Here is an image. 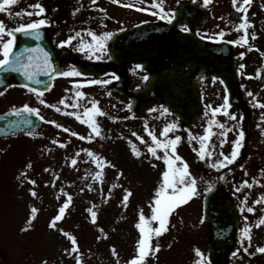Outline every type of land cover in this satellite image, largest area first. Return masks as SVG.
Wrapping results in <instances>:
<instances>
[{
  "label": "rangeland",
  "instance_id": "obj_1",
  "mask_svg": "<svg viewBox=\"0 0 264 264\" xmlns=\"http://www.w3.org/2000/svg\"><path fill=\"white\" fill-rule=\"evenodd\" d=\"M23 2L28 5L31 1L19 0L16 6L22 5ZM222 2L224 4L232 3L231 0ZM261 4H264V0H258V7L261 8ZM217 5L221 6L223 3H218V0H210L208 6L215 7ZM221 12L225 20L221 21L217 18L218 21L215 20V22V18H213L209 24L213 26L214 22L215 24L222 22L224 28L227 29V26L231 27V22L225 16V9L215 11L216 14ZM7 15V12L0 13V17ZM259 17H264V14L261 13ZM3 21L7 28L18 26L17 22H8L6 19ZM208 30L214 31V29ZM227 37L232 38L231 34ZM263 51L264 49H262ZM70 80L68 81L67 77H62L59 80L62 84H68L64 86V90L74 89ZM200 80L202 105L198 121L193 124L181 123L170 110L161 115V106L163 105L156 101L144 102L137 110H129L128 99L125 97L112 93L109 95L108 90L83 88L82 90L87 93L86 99L98 100L103 110L108 113L107 117L99 118L105 138L98 137L91 143L86 140L81 141L78 137L71 136L70 132L65 133L62 129H57L45 121L55 120L81 135L88 134L87 125L80 123L74 117L56 112L53 108L40 104L35 94L27 92L22 87L8 88L5 95L0 96L2 108L9 105L20 107L24 103H28L31 107L40 110L45 121H42L41 129L38 131L40 135L29 137L24 134L0 140V252L7 256L5 264H41L45 259L48 260V264H75L74 257H68L63 252L65 248L71 247L70 241L59 231L48 227L51 218L57 214L59 207L66 199L61 189L70 194L73 199L64 218L58 222V228H62L78 238L84 264H116V258L110 251L112 246L117 249L121 264H125L134 254V245L138 239V230L134 225L138 220L139 209L143 208L145 215L150 216L149 201L160 182V173L164 168L163 162L157 160L152 162L158 166L152 167V164L149 163L146 145L141 144L135 137H131V133L134 131L151 143L150 137L144 132L145 121L158 137L165 124L176 122L179 125L177 130L169 135H180L183 138L178 147V153L189 163L190 171L197 179L198 190L196 196L172 214L169 231L158 240L161 245L158 259L149 258L148 264H194L197 259L194 251L196 248H199L210 260L207 247L209 229L202 220V197L208 184H211L213 188L219 181H221L224 193L234 200L238 208L236 240L227 250L226 264H264V254L257 253L255 256H250L241 249L237 256L232 255L233 251L241 248L240 229L245 223L244 215L249 217L248 223L253 225V238L249 252H255L257 245H264V225L259 228L255 227L257 219L264 215V211L261 210L264 209V204L255 205L257 211L254 214L246 211L241 213L239 210L244 206L241 201L245 196L247 197L246 206H254L253 201L258 199L261 193H264V186H262L264 185V176L260 172L261 169H264V136H261L260 129L256 127L260 113L264 110L253 107L254 102L247 95V88H244L243 93L248 97L254 111L248 125V149L237 168L224 176L225 172L222 174V171L226 169H212L208 164L197 159L193 148L199 147L198 141L189 142V131L196 136L203 134L207 120L210 118V109H207L206 106L216 107L223 103L221 85L216 80L213 81L211 76H204ZM250 81L251 91L261 101H264V85H261L260 78H252ZM62 97H68L69 103H72L71 94H62L57 89L50 95L43 96L48 104H58ZM81 103L83 106H88L86 101ZM149 109L154 111H149ZM78 110L82 112L83 107ZM206 110L209 111L208 117L205 116ZM230 111L242 113L244 120L247 117L246 112L234 107ZM126 116L129 118L123 119ZM111 117L119 119L114 121ZM216 119L221 122L227 121L229 127L235 123L229 121L228 117L222 114L218 115ZM244 120L242 121L243 128ZM122 136L124 138H121ZM235 136V132L228 133V143L223 146V151L226 154L231 152V141L235 139ZM129 137L145 153L144 156L136 158L131 154L126 139ZM219 139L218 136L212 138V146L216 152L213 159L218 157L221 150ZM54 140L66 142L67 147H60L53 143ZM81 148H91L116 165L115 168L105 169L102 184L92 179L96 168L89 162L86 153L80 152L77 165L74 167L71 165V158ZM244 148L245 140L240 156ZM29 161L32 162L33 167L28 170V176L37 181L35 186L27 181L21 184L17 179ZM241 165H244V168H241ZM232 166L234 164L229 167ZM45 168L50 171L45 172ZM120 171H123L124 175L117 179V173ZM245 172L248 173L247 176ZM56 175H58V179H54ZM220 176H223L224 179H219ZM253 178L259 180L260 184L254 185L252 188L243 187L240 192L235 191L237 187H241L244 180L252 181ZM114 184L121 187L113 188ZM31 187H35L38 192L37 197L30 195L29 188ZM123 188H129L133 192L126 209L121 205ZM109 189H111L110 195ZM93 205L96 206L94 210L98 211V219L95 224L91 222L90 213L87 211ZM32 206L39 209L37 218L32 222L28 231H21L26 226ZM100 228H103L107 233V239H96L97 236L103 235L99 231ZM245 246H247V241H245Z\"/></svg>",
  "mask_w": 264,
  "mask_h": 264
},
{
  "label": "snow or ice",
  "instance_id": "obj_2",
  "mask_svg": "<svg viewBox=\"0 0 264 264\" xmlns=\"http://www.w3.org/2000/svg\"><path fill=\"white\" fill-rule=\"evenodd\" d=\"M233 9L237 14L243 13L242 16H239L240 23L234 25V30L237 33H242L238 35L237 39L228 40L227 43L233 44L235 46L247 47L248 51H252L254 46L250 44V39L255 40L257 34L252 32L249 34L248 29L253 27L252 22L248 19V11L251 7L252 0H231ZM19 3V0H0V13L8 12V15L11 16L12 13L9 11L11 6H14ZM114 4H121V0H112ZM210 3V0H204V6L207 7ZM90 6L99 12L106 13V9L98 6L97 0H90ZM123 7L133 8L135 7L137 11L145 12L151 11V14L156 16L160 20H166L169 23H172L175 19V13L172 10H166L164 7V0H150L149 7H137L134 4H122ZM29 8L32 11L21 10L20 12L15 13L17 17L21 15H27L31 17L35 15L38 17L35 20H31L28 23H19L18 26L14 28H7L3 20H0V72L4 73H19L22 75L26 81L33 82L35 85H43V87H34L32 83H23L20 85L22 88L27 90L31 94H35L39 103L46 105L49 108H53L56 112H61L64 115L74 117L80 123L87 125L89 131L87 135H81L78 132L71 131L69 128L65 127L61 123L55 120L45 121V117L40 114V110L35 107H31L28 103H24L22 106L17 107L13 105L10 110L5 113L3 116H0V120L6 119L9 115L21 116L22 113H27L30 115H35L40 121H45L46 123L54 125L57 129H62L63 132L69 133L73 137H78L81 141H88L91 143L96 138L104 139L103 134L104 130L101 126L100 117H107L108 113L103 110L100 106V102L94 98L86 99L87 93L82 89L91 86V85H108L112 82L113 79L118 80L119 77L116 73H106V76H110V79H96L88 78V74L81 71L75 66H71L70 70H60L59 68L53 65V58L49 50L44 46L37 43L34 47L24 46L19 50H16L17 34H23L28 37H33L35 40L39 41L42 39V29L51 25L52 20L46 18L47 9L44 5L37 0L36 3L29 5ZM83 8L81 5L78 8L73 10V15L79 13ZM261 8L264 9V4H261ZM255 15V13H253ZM183 31L187 32L190 29L187 25H182ZM88 36L91 39L85 41L84 36ZM226 33L224 29H220L215 36L210 37L216 40H224ZM113 36L112 32L104 31L97 33L91 28H82L80 30H74V35H69L66 39L60 40L57 44V47H73L75 51L83 53L88 59L101 60L103 58V53L107 51V41ZM7 37V38H5ZM209 38V37H205ZM73 41H77L73 45ZM256 51H260L258 48ZM261 56H264V52L260 53ZM241 59L244 58L245 52L241 51L239 53ZM111 59V57H109ZM140 64L136 65L137 69L142 68ZM246 65L241 63L239 65L238 71L241 75H244L243 69ZM38 74H43L49 77V81L46 84L44 80L38 78ZM57 77H68L73 78L70 80V83L73 84L74 89H66V91H72V103H69L68 97H62L58 104H48L43 98L44 92L50 90L52 87V81ZM249 79L260 78L264 80V71L257 69L255 76L249 74ZM144 80H148L149 77L145 75ZM219 79L218 77H213V81ZM220 83L223 84L224 81L220 80ZM0 84H5L4 79H0ZM12 85H7L4 90L0 91V96L5 95L8 88ZM111 95V93H108ZM247 95L252 98L253 107L264 110V101H261L252 91H248ZM82 101H86L88 106H83ZM83 107V111H79ZM207 109H210V118L207 120V124L204 127L203 134L200 136L193 135L189 131V142L198 141L199 147L193 148V151L197 155V159L205 162L212 169L220 170L227 169L230 165H233L237 162L240 151L243 147L245 140V130L242 126V121L244 120V115L242 113H236L230 111L232 105L227 94V89H225V94L223 96V103L219 106L212 107L211 105L206 106ZM72 110L69 111L68 109ZM129 110H131V105H128ZM161 115L169 112V109L161 106ZM149 111H154L149 109ZM224 115L228 117L229 121H234L235 123L229 127L228 122H221L216 119L218 115ZM205 116H209V111H205ZM129 117H123V119H128ZM114 121L119 119L118 117H111ZM21 124L23 125H32L33 120L26 117H22L20 120H7V123L4 127H0V133L11 134L13 136L17 135L16 129L20 128ZM179 125L176 122L167 123L164 125L160 131L159 137L156 135L155 131L151 129L148 125V122L145 121L144 132L150 137L151 143L144 139L137 132H132L131 137H135L141 144L146 145L147 153L149 154V163L152 164V167H157L158 165L153 163V160L162 161L164 168L160 173V182L154 190V194L149 201V207L151 210L150 216H146L143 208L139 209L138 220L135 223V228L138 230V239L134 245V254L125 262V264H148L149 258L158 259V253L161 251V245L158 240L165 233L169 231L171 226L170 218L172 214L182 205L190 201L194 196L198 194L197 190V179L192 175L190 171L189 163L178 153V147L182 143L183 138L180 135L170 136V133H174ZM256 127L260 129L261 136H264V111H261L259 122L256 124ZM26 132V135L29 137H35L40 135V133L23 129ZM235 132V139L231 141V152L226 154L223 151V146L225 143H228V133ZM218 136L220 151L218 157L213 159L216 156L215 149L212 146V138ZM126 138L129 145L131 154L136 158H141L145 155L144 152L140 150L137 146V143L131 138ZM121 138H124L123 136ZM53 143L58 144L60 147H67L66 142H61L59 140H54ZM50 151V149H49ZM80 152L87 154L89 162L95 165L96 171L92 174V179L99 181L101 184L104 180L105 169L108 167L115 168L116 165L113 164L103 155L93 151L91 148H81L73 158H71V165L74 167L77 165V158L80 155ZM33 167L32 162L29 161L25 170L21 171L17 176V179L21 184H24L27 181L29 184L35 186L37 181L35 179H30L28 176V170ZM244 168V165L240 166ZM45 172L50 171V169L45 168ZM261 175L264 176V169L260 170ZM124 175L123 171L117 173V179ZM247 176L248 173L245 172ZM58 175L54 179H58ZM202 179V178H201ZM219 179L223 180L224 177L220 176ZM260 184L259 180L253 178L252 181L244 180L241 184V187L235 189L236 192H240L241 188L247 187L252 188L254 185ZM264 186V185H262ZM113 188L121 187L120 185H113ZM91 190V189H90ZM206 191L212 190V185L208 184ZM83 191V189H81ZM61 192L66 197L64 203L59 207L58 212L54 215L48 227L59 231L62 236L66 237L71 244L70 248H65L63 250L64 254L68 257H74L75 264H84L83 254L81 253L80 246L78 243V238L62 228H58V222L61 221L65 214L66 210L70 207L72 202V196L68 193ZM29 193L32 197H37L38 192L35 187L29 188ZM111 194V189H109V195ZM133 196V192L129 188H123V196L121 199V205L126 209L129 205L130 198ZM59 198V197H57ZM247 197L245 196L244 200L241 201V204L244 205L240 207V212L254 214L257 211L255 205L264 204V193H261L258 199L253 201L254 206H246ZM95 205L87 209L90 213L91 222L95 224L98 219V211L94 210ZM264 211V209H261ZM39 209L35 206L30 208V215L27 220L26 226L21 229V231H28L32 222L37 218ZM244 225L240 229V244L241 248H237L232 252L233 256H237L241 249L244 253L255 256L257 253L264 254V245H257L255 252H249L252 242V228L253 225L248 223L249 217L247 215L243 216ZM264 225V215H261L255 222V227L259 228ZM99 231L103 234L102 236H97V240L107 239L108 235L103 228H100ZM245 241H247V246H245ZM171 247V245H169ZM112 255L116 258V264H121L120 257L115 246H112L110 249ZM195 256L197 259L194 264H211V261L205 256V254L199 249L196 248ZM41 264H48V260H43Z\"/></svg>",
  "mask_w": 264,
  "mask_h": 264
},
{
  "label": "flooded vegetation",
  "instance_id": "obj_3",
  "mask_svg": "<svg viewBox=\"0 0 264 264\" xmlns=\"http://www.w3.org/2000/svg\"><path fill=\"white\" fill-rule=\"evenodd\" d=\"M191 1L192 0H164V7L166 10H172L175 13L181 3ZM40 2L47 9L46 18L52 20L51 25L44 27L42 31L45 32L48 41L54 47L56 57L58 58V64L61 70H70L71 66H75L81 71L87 73L88 78L96 79H110V76H106L105 74L114 72L119 77L118 80L122 79V87L120 89L121 95L133 94L137 88L141 87L144 81L143 73L150 76L159 71L157 68L150 71H145L143 67L137 69L136 65L140 64L143 66V61L140 58H136L124 62L121 66V70L117 72L111 57V50L114 47V40L118 33L130 30L147 21L169 23L166 20L158 19L152 14H144V12L137 11L135 7L128 8L121 6L122 4L131 3L136 5L137 7H149L150 0L146 2H144V0H121V4H114L112 3V0H97L98 6L106 9V15L91 7L90 0H40ZM193 2L197 6L206 9V7L204 6V0H195ZM219 3L223 2L220 0ZM81 5H83L82 10L76 15H73V10L80 7ZM224 7L227 8L225 4L221 6L217 5L215 8L217 10L223 11ZM251 8L252 4L249 10ZM253 8L256 9L258 13L251 19L253 21V27L249 28L248 32L249 34H251L252 32H255L257 34V38L255 40L250 39L249 41L250 44L254 46V49L252 51H248V48L246 46L240 47L232 44V53L234 55L235 68L238 72V87L241 93H243L244 88H247L246 92L252 90L250 86L251 81L248 78L249 74L254 76L257 72V69H261V71H264V56H261L260 54L262 52V49H264V17H259L260 13L264 14V11L258 6H253ZM25 9L28 11H32L29 6L25 7L24 9L18 7L16 8L18 12ZM151 10L155 11V9ZM250 12L252 14L255 13L251 10ZM239 16L240 14H238L235 19H230L232 21L231 27L227 26V29L224 28L222 22L215 24L214 27L208 25V23L212 20V17H210L209 20H203L200 22L198 21V23L194 25L191 23L190 20L192 19L189 15H185L182 19H179L178 23H175L173 25L175 26L174 29H177V31L179 32V35H182L186 39L187 36L189 37L190 33H195L199 37L207 40V38L205 37H209V35L211 34H214L215 36V34L218 33L220 29H224L226 33L224 39L228 38L230 40H234L238 38V35L242 34L237 33L234 30V25L241 22L238 18ZM22 17L25 23L38 18L35 15L31 17H28L27 15H21L19 17L15 16L17 21H20ZM213 18H216V21H218L217 18L223 21L222 12L216 14V16L214 15ZM193 20L196 22L197 19L195 18ZM182 25H187L190 30L187 32L183 31ZM82 28H91L97 33H101L104 31L113 33V36L107 41V51L103 53V58L101 60H90L83 53L75 51L73 47H57V44L60 40L66 39L69 35H74V30L78 31ZM208 29H214V31H210ZM229 34H231L232 38L227 37V35ZM137 38L140 42L137 43L136 39V45H140L142 36H138ZM84 39L85 41H89L91 38L85 35ZM126 42L130 44L133 43V41L130 39H127ZM76 43L77 41H73V45H75ZM256 48H258L260 51H256ZM241 51L245 52V56L243 59H241L239 56V53ZM109 57H111V59H109ZM241 63L246 65L245 69L242 70L244 75H241L240 71H238L239 65ZM199 73L200 69L196 67L190 73V79H195L196 76L199 75ZM57 79H54L52 81V87L50 88L51 91L56 89L60 90L62 86H66L61 83H57ZM70 79L73 78H68V81ZM118 80L113 79L112 82L108 84L109 88H118ZM260 83L264 85V80L260 79ZM104 87L107 88V85H91L85 88L104 89ZM50 90L45 91L44 93H47ZM245 97V100L249 101V99H247V96Z\"/></svg>",
  "mask_w": 264,
  "mask_h": 264
},
{
  "label": "water",
  "instance_id": "obj_4",
  "mask_svg": "<svg viewBox=\"0 0 264 264\" xmlns=\"http://www.w3.org/2000/svg\"><path fill=\"white\" fill-rule=\"evenodd\" d=\"M138 31L142 33L141 55L146 62L145 65L147 67L156 65L161 69V73L151 78L146 86L136 94L133 99L135 105H137L138 101L144 99H160L170 106L180 119L184 121H194L196 119L195 112L199 107L197 84L188 85L186 77L188 67L182 74L178 71L180 62L178 59L181 55V53H178L180 52V46H184V48L188 46L185 51L190 50L191 52L189 59H187L189 67L198 64L204 70L219 75L224 81L230 101L232 103H240L229 47L222 46L223 48H221L220 45L206 46L204 50V47L201 46V51L199 52V46L196 41L191 39L189 44H186L188 42L184 44L171 35H166L165 33H170V31L164 25L158 23L145 24L130 31V33H126V36L129 37V34L134 36L135 33H139ZM19 41L18 43H22L24 40L20 39ZM21 45L20 48L23 47V44ZM34 46L32 42V47ZM46 47L49 50V46L47 45ZM53 65L56 67L55 62H53ZM220 70L223 72H220ZM10 75L14 76L19 82L35 85L34 81H26L19 73L0 72V79L5 80V84H0V89L6 85V80ZM42 75L38 74V78L48 83L49 77H43L44 75ZM22 117L33 120V124H21L20 128L16 129L17 132H21L23 129L35 130L38 127V118L27 113H22L19 117L15 115L7 116L6 119L0 120V127H4L7 120H20ZM203 202V218L210 227V256L214 264H224L225 245L231 243L232 231L236 224V207L229 198L220 192L217 194L213 191L207 192Z\"/></svg>",
  "mask_w": 264,
  "mask_h": 264
}]
</instances>
